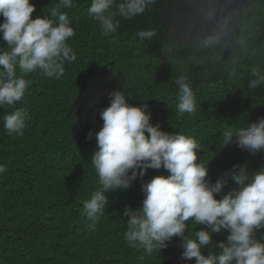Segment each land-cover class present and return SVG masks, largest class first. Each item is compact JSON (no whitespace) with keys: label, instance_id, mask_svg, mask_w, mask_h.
Here are the masks:
<instances>
[{"label":"trees","instance_id":"16d2710c","mask_svg":"<svg viewBox=\"0 0 264 264\" xmlns=\"http://www.w3.org/2000/svg\"><path fill=\"white\" fill-rule=\"evenodd\" d=\"M165 1L155 0L131 19L117 16L116 31L104 34L88 14L91 0H74L64 11L75 31L67 42L76 60L65 62L60 79L42 77L39 71L27 75L24 98L0 108V165L6 167L0 173V264H195L194 258H180L179 238L151 255L130 247L124 238L125 207L141 206L142 180L167 175L163 168L149 169L126 190L110 191L94 228L82 215L83 202L98 187L90 159L95 135L89 140L87 134L102 127L100 112L113 90L125 91L134 106L147 103L151 122L161 130L195 138L213 182L235 164L247 162L250 172L264 167V152L222 147L221 135L228 126H247L264 117V85L248 87L256 78L253 69L264 74V0H253L242 11L232 39L223 46H170L168 26L159 13ZM30 2L35 19L46 16L56 0ZM150 29L156 32L151 39L135 35ZM0 46L7 47L2 36ZM178 77L186 78L194 91L193 113L177 111ZM16 108L30 115L22 137L9 136L3 127V116ZM234 186L230 181L221 195ZM189 224L192 235L196 225ZM226 236L222 229L202 251L218 252L215 243Z\"/></svg>","mask_w":264,"mask_h":264},{"label":"clouds","instance_id":"9594fccd","mask_svg":"<svg viewBox=\"0 0 264 264\" xmlns=\"http://www.w3.org/2000/svg\"><path fill=\"white\" fill-rule=\"evenodd\" d=\"M155 0H91L88 14L104 34L114 33L116 17L131 19L145 12ZM74 0H56L43 18H32L36 10L30 0H0V108L21 101L30 81L25 77L39 71L42 77L60 79L65 62H74L76 53L67 42L75 35L65 9ZM141 41L156 35L154 29L138 30ZM17 69L19 74H17ZM256 77L248 87L264 85V74L253 69ZM177 111L193 113L196 97L191 84L178 77ZM125 91L109 92V104L100 112L103 121L95 135L91 164L98 176V187L83 202L82 215L94 228L104 214L110 191L126 190L149 169L163 168L167 175H156L141 182L143 200L136 209L125 207L124 238L130 247L146 255L168 247L180 239L181 259L194 258L195 264H264V167L249 171L247 162L235 164L213 182L208 165L198 155L200 144L180 132L163 131L151 122L147 103H128ZM29 113L16 108L3 116L9 136L22 137ZM222 147L235 145L250 154L264 152V117L247 126H228L222 131ZM6 167L0 165V173ZM234 183L226 194L225 187ZM220 196L219 199L217 197ZM203 226L190 235V224ZM227 232L225 240L215 243L219 251L202 249L213 245V235ZM260 234L259 236L257 234Z\"/></svg>","mask_w":264,"mask_h":264},{"label":"water","instance_id":"95a60500","mask_svg":"<svg viewBox=\"0 0 264 264\" xmlns=\"http://www.w3.org/2000/svg\"><path fill=\"white\" fill-rule=\"evenodd\" d=\"M253 0L165 1L159 11L168 26V44L212 43L223 46L233 37L242 11Z\"/></svg>","mask_w":264,"mask_h":264}]
</instances>
